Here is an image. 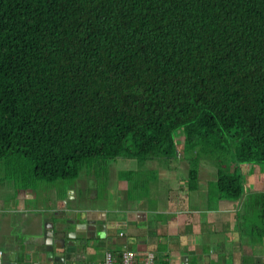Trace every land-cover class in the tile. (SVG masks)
<instances>
[{"label": "trees", "instance_id": "obj_1", "mask_svg": "<svg viewBox=\"0 0 264 264\" xmlns=\"http://www.w3.org/2000/svg\"><path fill=\"white\" fill-rule=\"evenodd\" d=\"M177 142L189 188L230 145L238 168L264 163V0H0V161L23 184ZM237 169L216 171L218 199L243 197Z\"/></svg>", "mask_w": 264, "mask_h": 264}, {"label": "crops", "instance_id": "obj_2", "mask_svg": "<svg viewBox=\"0 0 264 264\" xmlns=\"http://www.w3.org/2000/svg\"><path fill=\"white\" fill-rule=\"evenodd\" d=\"M158 160L147 159L138 164L148 166L160 183L164 178L177 180L176 170H183V166L187 168V162L183 161L182 152L178 155V150L175 158ZM114 162H100L98 166L107 168ZM246 167L240 166L245 170ZM189 170L185 178H178L172 189L166 186L161 192L151 189L149 197L138 201L134 200L138 197L133 193L144 184L135 179L133 184L120 180L117 191L121 192L103 199L97 197L94 188L87 193L84 183L77 182L81 179L78 176L68 180L75 181L73 185L76 186H66V198L54 193L47 195L44 192L43 195L39 190L43 188L38 186L40 180L34 179L24 185L21 176L2 177L0 264H12L8 253L15 245L26 240L25 245L30 250L34 243L28 241L29 237H41V231L49 224L66 217L76 224L95 221L99 234L92 239L89 233L83 249L72 250L71 260L64 264H100L105 252L112 254L113 264H118L123 249L134 254L135 264H141L146 253L153 254L155 264H264V237H257L254 227L249 228L238 221L237 213L244 210L239 202L218 199L215 192L211 194L209 187L216 177L207 174L209 171L204 164L197 163L194 185L189 188ZM114 172L101 169L100 173ZM247 180L249 184L254 183L252 178ZM125 191H132V194L127 195ZM92 229L89 227L88 231ZM83 234L76 236L84 237Z\"/></svg>", "mask_w": 264, "mask_h": 264}, {"label": "rangeland", "instance_id": "obj_3", "mask_svg": "<svg viewBox=\"0 0 264 264\" xmlns=\"http://www.w3.org/2000/svg\"><path fill=\"white\" fill-rule=\"evenodd\" d=\"M178 133L179 132H177L175 135L176 138H180L178 137ZM177 144L178 146L176 149L178 150V155H179L180 152H182V147L181 148L179 147V146H182V143L177 142ZM213 153L214 154H207V157L200 156L198 160L196 161V165L197 163L204 164V168L209 171L207 173L209 176H212V174H214V177H215V173L218 170L223 171L225 173H232L233 170H236L238 168L234 164L231 145L229 146V149L227 150V152L226 150L225 151L223 150V152H219V153L216 152V154L215 152ZM192 155H194V153H192ZM215 156L218 159H215L214 158ZM182 158H183V161L185 160L184 162H187V168H184L183 166L182 167L183 170L182 169L176 170L175 175H176L177 180L178 178H181V177L185 178L187 169L193 168V164H191V162L189 161V158L186 159L183 155H182ZM114 160L115 162L109 163L110 165L107 168L106 167L102 168L98 166V164H100L99 161H93V162H89L85 164L79 171L78 177L81 179L77 180V182L81 184L84 183L85 187L87 188L86 190L87 193H89L88 191L92 188L96 189L97 197L104 199L105 197H111V196L113 197L115 193L119 194L121 192L120 190L119 192L117 191L118 190L117 186L120 180H123L125 182L128 181V183L133 184V180L135 179L136 181H139V184L140 183L144 184L142 187H138L133 193L135 194V196L138 197V199L134 198V200L136 201L141 200L145 198L146 196L149 197L150 193L152 192L151 189H155L161 192L162 188H165V186L168 189H172L177 183L176 179L170 180L167 178H164L162 180V183H160L161 182L160 179L157 177V175L155 177L154 173H152V170L149 169L148 166H141L140 164H138V161L134 159H126V158L120 157ZM159 163L160 162H158L157 164ZM247 166L248 167H246L247 168L246 170L241 169L240 167L237 169L242 179V187H243L244 195L242 197L243 199L241 198L242 200L240 199L239 201H234V202L235 203L239 202L240 207L244 209L243 212L237 213L238 221L243 222L250 228L252 226H259V222L257 219V208L255 206V199L253 198L252 195L258 192H264V163L251 164ZM18 168H17L18 172H15L14 171L15 168L12 169L10 166L5 164V162L0 161V178L5 177L6 179H8L12 177H16V178L19 177L20 169L22 170L23 167L19 169ZM101 169L102 170L105 169L108 171L110 169V170H114L115 172L101 174L100 173ZM248 178H252L254 180L253 181L254 183L249 184L247 182ZM93 181H95V183H93ZM39 182L42 184H40ZM73 183H75V181L57 179L53 181H38V186L43 188V189L39 188V190L41 191L43 195H44V192H46L47 195H49L50 193L52 194L54 193L55 196H58V197L65 196L66 198L68 197V195H67V190L65 188L66 186L73 185ZM74 186L76 185L74 184L72 187L74 188ZM209 189H210L211 194L213 195L215 192V183L214 184L212 183ZM77 192H79V189L76 190V193ZM124 193L127 195H130L132 194V191H125ZM246 195L247 197H245ZM213 202H214V199H213ZM211 205L213 204L211 203Z\"/></svg>", "mask_w": 264, "mask_h": 264}, {"label": "water", "instance_id": "obj_4", "mask_svg": "<svg viewBox=\"0 0 264 264\" xmlns=\"http://www.w3.org/2000/svg\"><path fill=\"white\" fill-rule=\"evenodd\" d=\"M67 218V217H66ZM59 219L57 223L49 224L47 229L41 231L42 236L38 238L29 237L28 241L33 242L30 250L23 240L20 245H15L8 253L12 264H64L71 260L72 250L84 247L88 234L93 239L99 231L96 229L95 221H85L83 224H76L68 219ZM71 226V227H69ZM89 227L93 228L88 231ZM77 233H85L76 236Z\"/></svg>", "mask_w": 264, "mask_h": 264}, {"label": "built area", "instance_id": "obj_5", "mask_svg": "<svg viewBox=\"0 0 264 264\" xmlns=\"http://www.w3.org/2000/svg\"><path fill=\"white\" fill-rule=\"evenodd\" d=\"M114 258L110 252H105L100 264H113ZM118 264H135L134 254L127 249L120 251L118 256ZM141 264H155V259L152 253H146L141 261Z\"/></svg>", "mask_w": 264, "mask_h": 264}]
</instances>
